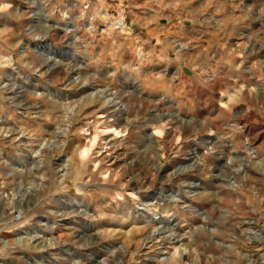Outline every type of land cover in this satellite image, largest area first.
Returning a JSON list of instances; mask_svg holds the SVG:
<instances>
[{
    "label": "rangeland",
    "instance_id": "obj_1",
    "mask_svg": "<svg viewBox=\"0 0 264 264\" xmlns=\"http://www.w3.org/2000/svg\"><path fill=\"white\" fill-rule=\"evenodd\" d=\"M263 90L264 0H0V264H264Z\"/></svg>",
    "mask_w": 264,
    "mask_h": 264
},
{
    "label": "bare ground",
    "instance_id": "obj_2",
    "mask_svg": "<svg viewBox=\"0 0 264 264\" xmlns=\"http://www.w3.org/2000/svg\"><path fill=\"white\" fill-rule=\"evenodd\" d=\"M42 11L45 13V11H44V9H42ZM47 24H49V25H47V27L49 28V29H52V28H55V27H53L51 24H50V21H47ZM55 26V25H54ZM57 26V25H56ZM249 43H250V41H249ZM252 44V43H251ZM48 46H49V44H48ZM49 59V58H48ZM264 91V90H263ZM8 136V135H7ZM96 137V136H95ZM93 142H95V141H93ZM102 145V144H101ZM106 150V149H105ZM86 152V151H85ZM85 154V153H84ZM100 154V153H99ZM106 156V155H105ZM109 156V158H110V155H108ZM108 156H106V157H108ZM108 158V159H109ZM110 160V159H109ZM66 171V170H65ZM64 172V171H63ZM67 172V171H66ZM110 172V171H109ZM108 172V173H109ZM65 175H67V174H65ZM79 201V200H78ZM78 203V202H77ZM79 206L81 207V208H83L84 207V205H83V203L82 202H80L79 201ZM86 214V213H85ZM53 232V231H52ZM58 240H59V238H58ZM32 240H30V242H31ZM58 243L59 244H61V242H60V240L58 241ZM56 244H53L52 242H51V244H50V248L51 247H53V246H55ZM49 247V246H48ZM186 250V249H185ZM181 255L182 256H184V255H186V251H182L181 252ZM107 260V259H106ZM108 261V260H107Z\"/></svg>",
    "mask_w": 264,
    "mask_h": 264
},
{
    "label": "water",
    "instance_id": "obj_3",
    "mask_svg": "<svg viewBox=\"0 0 264 264\" xmlns=\"http://www.w3.org/2000/svg\"><path fill=\"white\" fill-rule=\"evenodd\" d=\"M55 26H56V25H55ZM68 27H69V29L75 30L74 25H71V26L65 25V29H68ZM50 47H52V45L49 43V48H50ZM41 50H42V47H36V48H35V51H36L37 53H40ZM157 219H158V218H157Z\"/></svg>",
    "mask_w": 264,
    "mask_h": 264
}]
</instances>
